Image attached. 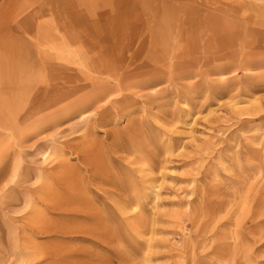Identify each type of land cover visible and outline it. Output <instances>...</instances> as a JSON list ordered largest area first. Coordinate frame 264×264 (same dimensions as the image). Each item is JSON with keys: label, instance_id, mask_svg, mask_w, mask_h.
<instances>
[{"label": "rangeland", "instance_id": "obj_1", "mask_svg": "<svg viewBox=\"0 0 264 264\" xmlns=\"http://www.w3.org/2000/svg\"><path fill=\"white\" fill-rule=\"evenodd\" d=\"M263 199L264 0H0V264H264Z\"/></svg>", "mask_w": 264, "mask_h": 264}, {"label": "bare ground", "instance_id": "obj_2", "mask_svg": "<svg viewBox=\"0 0 264 264\" xmlns=\"http://www.w3.org/2000/svg\"><path fill=\"white\" fill-rule=\"evenodd\" d=\"M145 6V8L143 9V10H139L138 9V13L137 14H135L136 15V17L137 16H140V17H142V19L144 20V21H147V20H149L148 19V10H147V6L146 5H144ZM141 12V13H140ZM160 20V19H159ZM167 21H168V19L167 18H162L161 20H160V22H158V23H160L161 25H157V27L155 28V31H157V32H162V31H167L168 29H166L165 27H163V24L164 23H167ZM137 154H140L141 155V158H143L144 157V155L146 154L145 153V150L144 149H142V150H137V152H136ZM103 162V161H102ZM111 183H112V185H114L116 188H118L119 190H122V191H129V189H128V185H127V182H118L116 179H111ZM130 184H132L133 186H135V184L132 182L131 183V181L129 182ZM127 188V189H126ZM125 189V190H124ZM134 200H136L137 201V195L135 194V192H134V190H132V191H130L129 192V197L125 200V203L126 202H132V201H134ZM262 203H263V205L262 206H264V199L262 200Z\"/></svg>", "mask_w": 264, "mask_h": 264}]
</instances>
